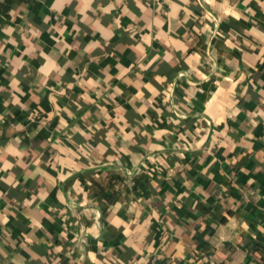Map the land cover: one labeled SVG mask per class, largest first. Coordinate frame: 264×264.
Masks as SVG:
<instances>
[{"label": "crops", "instance_id": "obj_1", "mask_svg": "<svg viewBox=\"0 0 264 264\" xmlns=\"http://www.w3.org/2000/svg\"><path fill=\"white\" fill-rule=\"evenodd\" d=\"M0 264H264V0L0 13Z\"/></svg>", "mask_w": 264, "mask_h": 264}, {"label": "trees", "instance_id": "obj_2", "mask_svg": "<svg viewBox=\"0 0 264 264\" xmlns=\"http://www.w3.org/2000/svg\"><path fill=\"white\" fill-rule=\"evenodd\" d=\"M30 0H0V13L8 16L10 10L17 5L28 3Z\"/></svg>", "mask_w": 264, "mask_h": 264}]
</instances>
